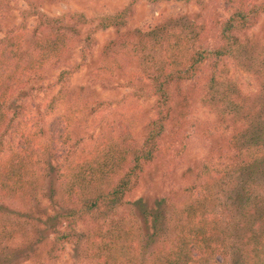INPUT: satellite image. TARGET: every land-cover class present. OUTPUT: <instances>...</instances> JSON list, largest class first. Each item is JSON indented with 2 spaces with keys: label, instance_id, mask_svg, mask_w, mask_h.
<instances>
[{
  "label": "trees",
  "instance_id": "trees-1",
  "mask_svg": "<svg viewBox=\"0 0 264 264\" xmlns=\"http://www.w3.org/2000/svg\"><path fill=\"white\" fill-rule=\"evenodd\" d=\"M24 1L23 21L36 15L39 22L28 32L11 28L0 37V264H57L69 247L78 258L100 264H264V100L247 106L234 95L226 73L227 62L243 48L238 34L264 14V0L250 6L241 1L213 24L179 15L174 22L167 16L147 29L130 30L132 2L98 18L97 28L116 34L100 48L91 81L103 83L138 60L130 79L138 87L126 97H155V114L144 122L137 143L143 112L124 109L116 141L109 147V140L96 141L94 148L71 142L84 106L74 102L67 112L60 110L68 103L64 84L91 55L93 38H82L80 29L87 20L74 13L63 23L61 16L34 7L43 0ZM7 3L0 0V31ZM170 43L186 45L184 60ZM77 47L79 61L61 69L59 90L43 109L37 104L29 124L22 102L32 97L34 81ZM202 69L208 75L200 80V92L208 93L215 119L200 124L194 117L192 123L200 126L206 156L183 172L181 189L131 202L133 182L149 165L184 156ZM217 138L223 143L214 144ZM8 199L24 209L9 208Z\"/></svg>",
  "mask_w": 264,
  "mask_h": 264
},
{
  "label": "rangeland",
  "instance_id": "rangeland-1",
  "mask_svg": "<svg viewBox=\"0 0 264 264\" xmlns=\"http://www.w3.org/2000/svg\"><path fill=\"white\" fill-rule=\"evenodd\" d=\"M5 1L8 2V6L5 7L9 10V14L4 16L5 19L1 21L0 37H3L11 28L28 32L39 22L36 15L23 21V14L28 8V3L24 0ZM241 1L250 6L262 0H202L200 4L185 3L180 0H43V2H35L34 7L39 9L41 13L49 17L61 16L63 23L67 22L68 17L74 13L83 14L87 24L80 28L81 37L85 38L90 34L93 38L90 57L78 71L72 74L63 87L64 90L69 91V94L66 95L68 103L61 106L60 110L67 112V108L72 106L74 102L78 106H84L82 120L77 121L79 128L75 134L76 139L71 142L74 145L82 142L80 144H85L86 147L91 145L94 148L96 141L109 140L107 142V147H109L110 143L116 141L114 137L119 131V113L127 108H134L135 110L137 106L143 112V116H141L142 123L137 133V143H140L145 134L144 122L155 114V97L140 96L137 98L134 94L131 97H126L138 87V85H135V81L130 80L134 77L138 60H132L128 65L125 64L126 66H123L122 70H118L113 78L103 83H93L91 81V74L96 66L100 48L116 34L112 28H97L98 18L113 14L132 2L134 14L128 26L130 30L136 28L147 29L167 16L172 17V22H174V19L179 15L182 17L197 15L200 16V20L206 19V21L213 24L227 19L237 3ZM238 37L243 42V48L237 52L232 61L227 62L226 73L230 78L231 88L235 91L234 95L238 96L247 106H250V104L254 106L256 101L264 100V14L259 16L257 23L250 30L246 33L240 32ZM174 43L176 44L175 41ZM175 44L170 43L172 48L176 46ZM180 48L176 46V50L179 52L177 55L181 60H184L188 54L186 52L187 47L184 45ZM154 51L158 53L159 48L157 45H155ZM79 54L77 47L70 58H65L58 63L48 64L43 68L40 73L42 79L40 81L36 79L34 86H32L34 87L32 97L26 98L22 102V109L29 114L26 117L31 116L28 119L29 124L36 119L37 104L40 107L42 106L41 109H43L49 102L50 97L59 90V84H55V81L61 69L72 67L79 61ZM156 56L158 55L156 54ZM207 75L208 70L202 69L195 79L200 85H198L199 91L194 98L193 109L185 127L189 132V136L187 137V147L183 148L184 156L180 159H165L169 161L158 160L149 165L147 170L140 174L139 179L133 182V188L128 195L131 202L139 198L151 199L168 194L172 188L181 189L186 185L183 172L191 167L193 162L206 156L207 143L199 133L200 126H195L192 122H194V117L200 124L206 123V120L212 121L215 119L214 114L208 110L210 101V99L206 100L209 97L208 93L200 92L203 87L200 80H203ZM37 84L42 85V88L36 89ZM189 84L186 83L184 87ZM27 86L30 87L29 84ZM49 120L48 118L47 121L49 122ZM45 126L47 127V125ZM232 128L231 125L229 136ZM79 138L80 141H77ZM216 143L222 144V138L214 140V144ZM107 147H105V150H107ZM186 198L187 195L181 197L182 200ZM6 204L13 210L20 205L13 199H8ZM19 208L24 209L22 205ZM128 209L130 208H126V210ZM124 211L125 209L119 210V212ZM76 254L73 247L66 248L57 264H100L93 259L78 258ZM216 259L222 260L221 255L217 254ZM126 264L136 263L127 261Z\"/></svg>",
  "mask_w": 264,
  "mask_h": 264
}]
</instances>
